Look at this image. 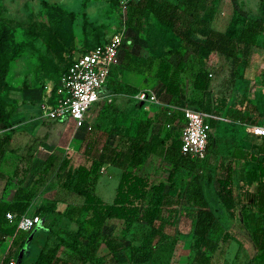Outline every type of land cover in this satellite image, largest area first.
I'll list each match as a JSON object with an SVG mask.
<instances>
[{
	"label": "rangeland",
	"instance_id": "rangeland-1",
	"mask_svg": "<svg viewBox=\"0 0 264 264\" xmlns=\"http://www.w3.org/2000/svg\"><path fill=\"white\" fill-rule=\"evenodd\" d=\"M130 1L0 0V138L6 134L10 137L3 145L5 153L0 162L1 169L9 175L0 178V199L25 200L28 203L25 210L29 213L37 212L40 204L51 199L80 203L81 196L67 194L59 184L57 169L64 156L70 157L72 165L88 163L83 147L94 137L101 138L100 147L108 144L118 148L135 135L142 141H148L157 131L179 135L177 130L180 131L184 122L180 109L178 116L172 117L171 109L154 101L146 100L143 105L135 106L136 101L126 96L130 87L152 92L162 103L175 100L201 110H205L206 97L210 95L219 122L212 128L215 136L210 137L205 160L194 165L178 150L173 158L164 154L147 163L151 162L156 170L152 179L165 180V190L176 197V204L174 210L168 208L163 213L164 235H170L157 244V251L146 263L192 264L191 207L204 203L212 205L217 214V227L210 235L219 244L209 251V264H242L246 251H251L246 231L251 228L254 207L249 208L243 202L241 222L229 218L214 181L217 176L226 175L233 165L236 179L242 183L247 170L254 166L252 155L264 158V151H260L262 137L246 133L236 122L249 111L258 122L264 123V30L252 50L254 59L259 57L254 76L238 79L242 64L237 69L232 58L219 52L210 64L195 58L151 13L136 20ZM238 2L253 14H261L264 5V0ZM232 13L231 0H218L211 25L226 27ZM245 23L246 17L238 15V25ZM117 31H122L125 37L118 60L102 97L94 102L84 123L77 127L72 119L42 118L40 99L46 83L57 79L73 55L104 42ZM160 59H167L172 65L180 61L182 65V94L178 99L165 93L164 82L156 75ZM201 66L211 72L207 94L192 86V73ZM245 104L246 107L239 109ZM239 151L243 153L240 158ZM120 173L119 166L102 163L95 193L112 201ZM169 173H172L170 180ZM250 186L254 189L255 182ZM146 204L147 199L142 201L141 210ZM44 222L40 217L31 230L15 229L11 236L0 237V259L14 258L16 264H31L46 235ZM123 227V223H115L105 231L136 245L143 241L148 230L141 218L130 229ZM122 253L123 260H129L128 251ZM251 264H264V261Z\"/></svg>",
	"mask_w": 264,
	"mask_h": 264
},
{
	"label": "trees",
	"instance_id": "trees-1",
	"mask_svg": "<svg viewBox=\"0 0 264 264\" xmlns=\"http://www.w3.org/2000/svg\"><path fill=\"white\" fill-rule=\"evenodd\" d=\"M217 2L218 0L130 1L136 20L146 13H151L159 24L167 27L180 39L182 47L188 49L195 58L210 64L219 52L232 58L238 69L240 64L245 66L251 45L256 44L258 35L264 30V5L261 14H253L243 9L238 0H231V19L224 30H219L211 25ZM238 15L246 17L244 25H238ZM181 66L180 61L172 65L167 59H160L156 69V75L164 82L166 92L179 98L182 94ZM209 73V69L203 66L192 73V86L204 94L209 91ZM241 74L240 72L238 77ZM136 91V87H130L126 96L134 100L129 93ZM210 99V95L206 97L204 109L214 113ZM141 105L143 103L136 101L135 106ZM178 110L170 112L172 117L178 116ZM241 116L236 122H258L249 111L246 117ZM218 122L217 118L209 119V143L210 137L215 136L212 128L214 129ZM177 132L180 135V131ZM179 135L157 131L148 141H142L140 136L135 135L128 137L127 144L118 148L108 144L100 147L101 138L94 137L83 147L88 163L79 162L72 165L70 157L64 156L57 169L59 184L67 194L81 196L82 201L70 203L64 198L51 199L37 207V212L34 213H38L45 221L42 228L46 235L31 264H148L146 262L153 257L154 251H157V244L170 235H164L166 223L163 213L170 210L168 208L174 210L176 197L165 190V181H155L142 173L141 165L151 153L162 156L165 154L173 158L178 150L180 152ZM260 137V151L263 152L264 135ZM9 140L8 134L0 138V162L5 153L3 145ZM242 154V151H239L237 157H242ZM182 155L197 165L205 160L207 153L203 158ZM252 156L255 158L254 166L247 170L245 181L242 183L236 179L233 165L229 167L226 175L217 176L214 181L219 200L229 218L241 222L243 202H247L249 208L254 207L251 210V228L246 231L252 244L251 251H246V260L242 264L264 261V158ZM104 162L121 168L112 201L104 200L94 191L99 167ZM8 176L0 167V178ZM171 176L172 173H169L168 180ZM253 182L255 187L251 189ZM145 199L147 204L141 210L142 201ZM27 205V201L19 198L12 202L0 199V237L11 236L15 231V223L8 221L6 212L12 210L20 214L26 211ZM191 208L193 218L189 235L193 248L192 264H209V251L217 248L219 244L218 240L210 235L211 230L217 227V214L212 205L204 203ZM139 218L148 226L140 244H127L124 237L112 236L105 231V228L115 223H123L124 229H130ZM240 225L242 226V223ZM125 250L128 251L129 260L122 258V251ZM153 264L168 263L165 261Z\"/></svg>",
	"mask_w": 264,
	"mask_h": 264
},
{
	"label": "built area",
	"instance_id": "built-area-1",
	"mask_svg": "<svg viewBox=\"0 0 264 264\" xmlns=\"http://www.w3.org/2000/svg\"><path fill=\"white\" fill-rule=\"evenodd\" d=\"M124 38L122 31H117L104 42L73 55L58 78L46 83L40 116L50 120L72 119L75 126H81L94 102L103 95ZM132 97L137 101H151L155 95L147 90H138ZM179 109L184 119L179 135L180 152L193 158L205 157L209 143V119L218 118V115L190 105ZM242 123L249 132L264 135V123ZM6 217L9 222L15 223L16 231H29L40 219L34 211L17 214L8 210ZM0 264H16V261L14 258L0 259Z\"/></svg>",
	"mask_w": 264,
	"mask_h": 264
},
{
	"label": "crops",
	"instance_id": "crops-1",
	"mask_svg": "<svg viewBox=\"0 0 264 264\" xmlns=\"http://www.w3.org/2000/svg\"><path fill=\"white\" fill-rule=\"evenodd\" d=\"M217 29H219V30H224L226 27H223V28H221V27H216ZM259 36V35H258ZM257 45H258V38H257V42H256V44H254V45H251V47H250V53H249V56H248V59H247V62H246V64H245V66H243V69L241 68V76H239L238 77V79H251L253 76H254V73H255V69L258 67V64L256 63L258 60H259V57H257V58H255L254 59V52L252 51L253 50V48L254 47H257ZM257 55V54H256ZM256 63V64H255ZM180 85H181V80H180ZM209 89H210V84H209ZM138 91V90H137ZM164 91H165V93L167 94V95H169L171 98H174V99H178L179 97L177 96V95H173V94H170V93H168V92H166V90H165V87H164ZM181 93H182V88H181ZM133 94V93H132ZM132 94H130L129 93V95H131L132 96ZM155 95V94H154ZM41 100V99H40ZM134 100H136V99H134ZM137 101V100H136ZM141 101V100H140ZM139 101V102H140ZM151 101H154V102H157L158 104H161V105H166V107L167 108H169V109H171V111L170 112H177V110L180 108V107H182L183 105H178V103L175 101V100H172V102H166V103H162V102H160V101H158L157 99H155L154 98V100H151ZM144 102L145 101H143V104H144ZM40 103H41V101H40ZM158 107H160L159 105H158ZM243 107H245V105H240L239 106V109L240 108H243ZM204 111H206V110H204ZM181 112V111H180ZM208 112H210V111H208ZM211 113H213V112H211ZM215 114V113H214ZM178 115V114H177ZM181 115H182V113H181ZM183 118V117H182ZM184 120V119H183ZM248 123H254V122H250V121H247ZM256 122V121H255ZM257 123H260V122H257ZM240 124H242V125H239L238 127L240 128V129H242V130H244L246 133H251V132H249L247 129H246V127H245V125L241 122ZM251 135H254V136H260V135H257V134H253V133H251ZM155 156H157V157H159V156H162V155H160V154H157V153H151L149 156H148V158L144 161V163H143V167H141V172L142 173H144V174H146V175H148L150 178H154V175H155V172H156V170H155V168H153L152 167V163L150 162L149 164H147L148 163V161L150 160V159H154L155 158ZM144 168V169H143ZM159 180H163V181H165L163 178H161V179H158L157 181H159Z\"/></svg>",
	"mask_w": 264,
	"mask_h": 264
},
{
	"label": "water",
	"instance_id": "water-1",
	"mask_svg": "<svg viewBox=\"0 0 264 264\" xmlns=\"http://www.w3.org/2000/svg\"><path fill=\"white\" fill-rule=\"evenodd\" d=\"M143 103V101L141 100L140 102H139V104H142Z\"/></svg>",
	"mask_w": 264,
	"mask_h": 264
}]
</instances>
